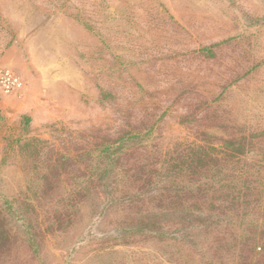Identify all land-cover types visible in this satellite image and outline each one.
<instances>
[{"label": "rangeland", "instance_id": "374dc122", "mask_svg": "<svg viewBox=\"0 0 264 264\" xmlns=\"http://www.w3.org/2000/svg\"><path fill=\"white\" fill-rule=\"evenodd\" d=\"M197 185L262 207L181 244L127 209ZM260 233L264 0H0V264H264Z\"/></svg>", "mask_w": 264, "mask_h": 264}, {"label": "trees", "instance_id": "16d2710c", "mask_svg": "<svg viewBox=\"0 0 264 264\" xmlns=\"http://www.w3.org/2000/svg\"><path fill=\"white\" fill-rule=\"evenodd\" d=\"M123 157H126V154ZM209 159L211 160V158ZM120 160V155L119 157H115V161ZM199 161L201 162L202 159H199ZM184 167L189 173L196 174L198 172L197 168L194 166V170L191 169V159L185 163ZM201 167L203 166L200 165L198 169ZM147 178L148 181L146 185H152L153 182L151 177L147 176ZM198 186L199 185L191 187L188 190L177 187L176 191H173L175 196L178 193L185 194L194 192L202 195L200 199H194L193 202L187 201L189 200L188 198L160 199L154 197V194L157 193L156 189L146 191V196L126 193L130 201L129 205H127V209L137 208V205L144 208L143 213H145V215L142 218V224L147 228V232L158 235L162 239L169 237L181 244L184 243L181 239L182 234L185 233L187 235L188 233L191 235V231H200L206 235L212 233L211 235H213V237L215 236L213 242L214 240L225 242V235L218 233V227H212L213 224L220 225L224 222L229 223L226 219L230 216L239 218L244 214L239 215L241 211H246L247 209L259 210L262 207V204L258 203L259 199H253L254 196H252V194L256 191L255 187L248 189L249 193L247 195H245V193H239L238 189H235L237 192L234 190L233 193L229 192L233 194L230 198L231 200L228 201L227 199L220 198L217 203H213L214 199L211 201L209 199L205 200L206 193L210 192V188H207V186ZM160 190L163 192L167 191L165 187H162ZM220 192L222 193V188H220ZM110 196L113 195L111 194ZM220 217L222 218L219 219ZM258 244H261V248ZM241 246L254 255L255 249L258 248L261 253H257L256 256L259 258L263 256L262 258H264V233L257 235L248 234L247 239L243 244L241 243ZM240 260L250 261L249 258L247 259L245 257H240Z\"/></svg>", "mask_w": 264, "mask_h": 264}, {"label": "built area", "instance_id": "2783aa9c", "mask_svg": "<svg viewBox=\"0 0 264 264\" xmlns=\"http://www.w3.org/2000/svg\"><path fill=\"white\" fill-rule=\"evenodd\" d=\"M6 77H4L3 83L7 84V86H14L15 85L14 81Z\"/></svg>", "mask_w": 264, "mask_h": 264}]
</instances>
